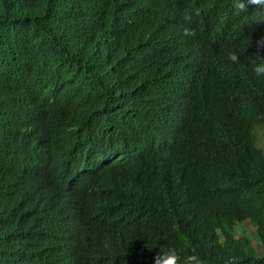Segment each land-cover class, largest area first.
I'll return each mask as SVG.
<instances>
[{"label": "trees", "instance_id": "1", "mask_svg": "<svg viewBox=\"0 0 264 264\" xmlns=\"http://www.w3.org/2000/svg\"><path fill=\"white\" fill-rule=\"evenodd\" d=\"M262 59L230 0H0V264H264Z\"/></svg>", "mask_w": 264, "mask_h": 264}, {"label": "clouds", "instance_id": "2", "mask_svg": "<svg viewBox=\"0 0 264 264\" xmlns=\"http://www.w3.org/2000/svg\"><path fill=\"white\" fill-rule=\"evenodd\" d=\"M230 6L234 14L237 15H244L245 13L249 12V7L258 8L262 12H264V0H230ZM198 11H193L191 13L185 12L183 19L185 21L191 22L193 15H198ZM186 34L191 35L192 33L185 30ZM227 61L231 62V64L235 65L240 62L238 53L236 51L229 50L227 52ZM257 56H261L256 53ZM218 70L223 71V66H221ZM251 71L256 78H264V59L254 62L251 65ZM56 203L51 202L49 207H51L50 212H52L51 218H55L57 220V216L60 214L58 208V199L55 200ZM75 205V203L73 204ZM40 207V206H39ZM44 211V210H43ZM63 224H65L63 222ZM71 264L76 262L75 257H71ZM155 264H200L199 257L196 253L187 256L186 258H181L179 253L174 247H168L164 250H160L158 253Z\"/></svg>", "mask_w": 264, "mask_h": 264}, {"label": "rangeland", "instance_id": "3", "mask_svg": "<svg viewBox=\"0 0 264 264\" xmlns=\"http://www.w3.org/2000/svg\"><path fill=\"white\" fill-rule=\"evenodd\" d=\"M256 133V144L264 152V125L257 127L255 130Z\"/></svg>", "mask_w": 264, "mask_h": 264}, {"label": "bare ground", "instance_id": "4", "mask_svg": "<svg viewBox=\"0 0 264 264\" xmlns=\"http://www.w3.org/2000/svg\"><path fill=\"white\" fill-rule=\"evenodd\" d=\"M64 31H65V29H64ZM102 55V52L100 53V56ZM54 196H56V197H53L52 196V199H54V200H57L58 199V197H57V194L55 193V194H53ZM65 196V195H64ZM65 218V217H64ZM63 220H65V219H63ZM50 224V223H49Z\"/></svg>", "mask_w": 264, "mask_h": 264}]
</instances>
